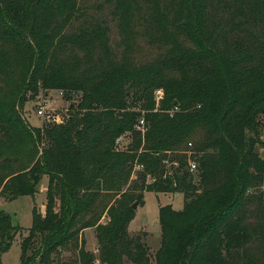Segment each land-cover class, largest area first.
I'll return each instance as SVG.
<instances>
[{
	"label": "trees",
	"instance_id": "trees-1",
	"mask_svg": "<svg viewBox=\"0 0 264 264\" xmlns=\"http://www.w3.org/2000/svg\"><path fill=\"white\" fill-rule=\"evenodd\" d=\"M90 1L0 0V199L48 180L20 264H58L70 245L75 264H264V0ZM137 28L158 51L147 64L127 54ZM48 91L68 117L32 127L21 110ZM147 192L183 196L159 205L152 257L128 233ZM23 231L0 209V255Z\"/></svg>",
	"mask_w": 264,
	"mask_h": 264
},
{
	"label": "rangeland",
	"instance_id": "rangeland-1",
	"mask_svg": "<svg viewBox=\"0 0 264 264\" xmlns=\"http://www.w3.org/2000/svg\"><path fill=\"white\" fill-rule=\"evenodd\" d=\"M96 0H92L87 4L91 8L95 5ZM110 44L113 49L119 52L124 48L123 44L120 42V34L116 25L111 24V33L109 35ZM130 46L127 50V54L131 60L135 61L137 64H147L154 57H156L158 51L155 46L149 41L148 37L144 35L143 29L137 28L129 40ZM118 47V49H117ZM45 103V104H44ZM69 101H67L62 92L60 91H48L46 93H40L37 98L28 100L22 110V116L26 122L32 127H42L44 124L40 118L37 117L36 111L40 105H46L52 111L59 112L61 114H69ZM259 143L255 145L254 150L262 157L264 156V121L263 128L258 133ZM198 139V136L195 140ZM122 142L129 140L128 136L123 137ZM137 172L135 177H131V181L137 180ZM45 178V179H44ZM149 179H147V182ZM48 180L46 177L42 178L39 185V193L32 199L29 196L19 197L17 200L12 202H4L0 199V209L11 215L13 223L18 225L24 231L21 236H16L12 242L10 248L3 254L0 255L1 264H20V241L27 235L26 230L31 226V211L33 206L36 207L37 211L44 215L45 203H46V183ZM143 204L137 205L135 209V215L128 227V233L131 237L139 236L146 241L149 249V254L152 257L155 251L159 248L160 241V227L158 224V208L159 205H171L174 210H181L183 206V196L182 194H160L147 192L144 194ZM137 204V203H136ZM106 219L103 220L105 222ZM85 241V251L94 254L95 257L98 256L96 239L93 229H86L82 232L80 239ZM79 239V240H80ZM78 247L69 246L60 252L58 255V264H75L76 251ZM37 264V263H35ZM95 264H99L96 262ZM124 264H131L129 262H124ZM150 264H153L151 261Z\"/></svg>",
	"mask_w": 264,
	"mask_h": 264
},
{
	"label": "built area",
	"instance_id": "built-area-1",
	"mask_svg": "<svg viewBox=\"0 0 264 264\" xmlns=\"http://www.w3.org/2000/svg\"><path fill=\"white\" fill-rule=\"evenodd\" d=\"M161 98H162V91L161 90L156 91L155 101H156L157 105H158V102L161 100ZM36 115L46 125L63 124L68 117L66 114L64 115V114H61L59 112H55V111L50 110L49 108H47L46 105H40L36 111ZM137 129L142 131V133L144 132V121L143 120L139 121V124L137 125ZM121 139L122 138L117 139V142H116V144L119 148H123V144H124ZM142 169L143 168L141 165H135L133 168L132 177H135V174L137 172H141ZM195 170H196L195 165L190 164V171L193 172Z\"/></svg>",
	"mask_w": 264,
	"mask_h": 264
},
{
	"label": "water",
	"instance_id": "water-1",
	"mask_svg": "<svg viewBox=\"0 0 264 264\" xmlns=\"http://www.w3.org/2000/svg\"><path fill=\"white\" fill-rule=\"evenodd\" d=\"M136 207H137V204H136V203H134V204L132 205V210H134V211H135Z\"/></svg>",
	"mask_w": 264,
	"mask_h": 264
},
{
	"label": "crops",
	"instance_id": "crops-1",
	"mask_svg": "<svg viewBox=\"0 0 264 264\" xmlns=\"http://www.w3.org/2000/svg\"><path fill=\"white\" fill-rule=\"evenodd\" d=\"M45 179V178H44ZM47 179V178H46ZM46 186H47V183H46ZM46 186H45V189H46ZM40 191V190H39Z\"/></svg>",
	"mask_w": 264,
	"mask_h": 264
}]
</instances>
